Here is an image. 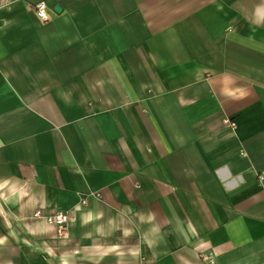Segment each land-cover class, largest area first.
I'll return each instance as SVG.
<instances>
[{
	"label": "crops",
	"instance_id": "crops-1",
	"mask_svg": "<svg viewBox=\"0 0 264 264\" xmlns=\"http://www.w3.org/2000/svg\"><path fill=\"white\" fill-rule=\"evenodd\" d=\"M262 172L264 0H0V264H264Z\"/></svg>",
	"mask_w": 264,
	"mask_h": 264
},
{
	"label": "built area",
	"instance_id": "built-area-1",
	"mask_svg": "<svg viewBox=\"0 0 264 264\" xmlns=\"http://www.w3.org/2000/svg\"><path fill=\"white\" fill-rule=\"evenodd\" d=\"M36 15L43 21L50 19V13L48 6L45 1H40L35 4ZM259 180L264 179V172L258 174ZM98 195V193L96 194ZM88 198L85 197L82 200V204L85 206L88 204ZM33 216L36 219L44 221L48 224L56 225L60 228H66L70 223V218L66 210L59 209H45L43 207H38L34 210ZM204 258L210 262H213V258L210 256H204Z\"/></svg>",
	"mask_w": 264,
	"mask_h": 264
},
{
	"label": "water",
	"instance_id": "water-1",
	"mask_svg": "<svg viewBox=\"0 0 264 264\" xmlns=\"http://www.w3.org/2000/svg\"><path fill=\"white\" fill-rule=\"evenodd\" d=\"M60 10H61V7L57 5V6L55 7V11H56V12H60Z\"/></svg>",
	"mask_w": 264,
	"mask_h": 264
}]
</instances>
